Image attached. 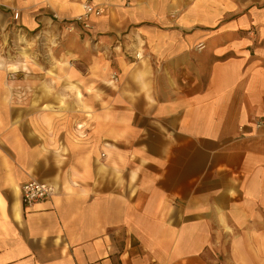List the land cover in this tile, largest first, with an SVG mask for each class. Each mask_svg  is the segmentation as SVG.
<instances>
[{"label": "crops", "instance_id": "crops-1", "mask_svg": "<svg viewBox=\"0 0 264 264\" xmlns=\"http://www.w3.org/2000/svg\"><path fill=\"white\" fill-rule=\"evenodd\" d=\"M1 55L0 264H264V0H0Z\"/></svg>", "mask_w": 264, "mask_h": 264}, {"label": "built area", "instance_id": "built-area-1", "mask_svg": "<svg viewBox=\"0 0 264 264\" xmlns=\"http://www.w3.org/2000/svg\"><path fill=\"white\" fill-rule=\"evenodd\" d=\"M83 14L74 18V20L67 24L66 30L68 33H75L77 27H81L83 31L91 29L90 19L97 18L101 15L100 9L85 3L82 5ZM18 14H14V18L17 19ZM202 47H200L201 49ZM256 128L264 127V121H259L255 125ZM55 193V188L50 184L38 182L36 180H30L22 185L20 194L21 202L24 207H32L38 203L45 202L51 199Z\"/></svg>", "mask_w": 264, "mask_h": 264}, {"label": "rangeland", "instance_id": "rangeland-1", "mask_svg": "<svg viewBox=\"0 0 264 264\" xmlns=\"http://www.w3.org/2000/svg\"><path fill=\"white\" fill-rule=\"evenodd\" d=\"M37 42H38V44H40V45H42V41H41V39H37ZM11 56H8V55H1L0 56V64L1 65H3L2 67L4 68V70L6 69L7 70V68H8V74H11V73H13L14 71H12V70H9V65H10V68H12L11 66L14 64V61H17L18 63H21V62H25V61H28V58L27 57H24L23 55L22 56H19V58L17 59H15L14 58V60H12L11 58H10ZM23 58H25V60H23ZM28 87L26 88V90L24 91V93H26V94H29L28 92Z\"/></svg>", "mask_w": 264, "mask_h": 264}]
</instances>
